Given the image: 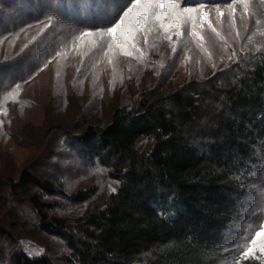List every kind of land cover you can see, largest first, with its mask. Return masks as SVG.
I'll return each instance as SVG.
<instances>
[{
	"label": "trees",
	"instance_id": "trees-1",
	"mask_svg": "<svg viewBox=\"0 0 264 264\" xmlns=\"http://www.w3.org/2000/svg\"><path fill=\"white\" fill-rule=\"evenodd\" d=\"M111 1L0 0V12L15 9L8 22L0 19V34L25 33L48 19L54 21L52 28L84 26L92 33L102 27ZM260 1L182 0L178 6L164 0L172 19L175 9L197 7L181 29L172 21L179 36L189 37L195 47L187 50L188 69L202 56L208 69L190 70L187 80L170 90H143L134 108L117 107L107 125L73 133L69 142L77 159L88 172H105L108 188L91 180L70 189L62 177L31 168L18 182L12 180L13 196L30 204L39 221L29 233L43 232L62 250L38 256L21 250V236H13L0 218L9 264H264V47H253L254 34L243 21L232 28L235 42L243 45L237 48L208 19L202 30L197 26L201 12L238 14L235 9L246 5L245 16H250L249 3ZM145 4L123 0L109 18ZM149 4L160 12L155 0ZM262 14L264 20V9ZM52 28L53 41L59 40L63 35ZM39 44L31 43L30 55ZM59 46L53 43L44 61L37 51L36 62L26 70L4 69L0 103L62 55L60 49L67 53L70 48ZM44 196L88 210L68 220L51 214L62 203L46 202ZM13 215L19 219V213Z\"/></svg>",
	"mask_w": 264,
	"mask_h": 264
},
{
	"label": "rangeland",
	"instance_id": "rangeland-1",
	"mask_svg": "<svg viewBox=\"0 0 264 264\" xmlns=\"http://www.w3.org/2000/svg\"><path fill=\"white\" fill-rule=\"evenodd\" d=\"M112 1H116V5ZM112 1L102 27L93 28L95 32L92 33L87 32L84 26L78 29L64 25L52 28L54 21L48 19L23 30L25 33L0 34V77L6 74L4 69L8 66L13 74L16 70L28 69L36 62L37 51L44 61L43 54L53 47V43L63 48L67 44L70 47L67 53H64L65 49H60L62 55L57 56L54 62L46 63L48 66L39 69L37 75L0 103V218L6 219L13 236H18L17 239L21 236V240L17 241L18 247L32 255H59L62 249H59L56 240L41 231L29 233L34 231L33 224L38 225L39 221L30 204L13 196L12 180L18 182L22 172L31 168L62 177L70 189L91 180L99 181L102 189L103 186L108 188L111 183L106 180L105 172L100 169L88 172L87 167L77 159L69 142L73 133H80L88 125H107L117 107L134 108L142 98L143 90H151L155 86L161 91L170 90L184 83L190 70L200 74L202 67L203 70L208 69L204 66L209 63L204 61L203 56L196 58L192 68L188 69L187 50L194 45L189 37L179 36L180 30L175 29L172 21L175 19L181 29L190 13L175 9L177 18L172 19V13L166 14L167 10L158 12L146 3L137 9L125 10L113 20V17L109 18L110 13L115 12L114 9L123 0ZM249 4L250 16H245L249 10L246 5L235 9L238 14L223 12L221 16L210 10L201 12V16L215 23L217 31L222 32L234 48L243 46L235 42L232 29L239 28L242 21L254 34L253 47H264V0L259 5L256 2ZM14 12L15 9L6 7L4 12H0V19L6 23ZM118 21L122 22L116 25ZM114 25L116 37L109 31ZM197 26L203 29L199 22ZM51 28L57 29L63 36L53 41ZM175 34L178 35L176 39ZM207 36L208 40L214 38L210 33ZM41 38L45 39L43 44ZM31 43H40L32 55L29 52ZM16 60L21 63L11 65ZM165 74L169 75L166 81L162 79ZM43 200L62 203L50 213L56 212L68 220L88 210L87 206H73L56 196H44ZM15 212L20 214V220L12 218ZM7 243L9 240L1 235L0 264H9L8 258H5L9 256Z\"/></svg>",
	"mask_w": 264,
	"mask_h": 264
},
{
	"label": "snow or ice",
	"instance_id": "snow-or-ice-1",
	"mask_svg": "<svg viewBox=\"0 0 264 264\" xmlns=\"http://www.w3.org/2000/svg\"><path fill=\"white\" fill-rule=\"evenodd\" d=\"M144 2H145V3H149V2H151V0H144ZM168 2H169V3H177V5L179 6V3H182V0H168ZM133 3H134V4H135V3H140V0H133ZM155 5L158 6V9H159L160 11H163L164 8H165V2H164V0H155ZM228 6L231 7L232 5L229 4ZM198 7H199L200 9H203V8L205 7V5H204V4H199ZM217 7H218V6H217ZM181 11L184 12V13H193V12H196V11H197V7L183 6V7L181 8ZM126 14H127V13H125V15H126ZM153 14L155 15V13H153ZM220 15L223 16V13L221 12ZM189 19H191V18H189ZM206 19H207V17H202V18H201V27H203V22H204V20H206ZM119 22H122V21H118V23H119ZM192 23L195 24V20H192ZM209 23H210V22H209ZM115 27H116V26L114 25L112 28L109 29V31L115 33ZM213 31H215V29H213ZM113 191H114V189H113ZM256 235H260V233L258 232Z\"/></svg>",
	"mask_w": 264,
	"mask_h": 264
}]
</instances>
